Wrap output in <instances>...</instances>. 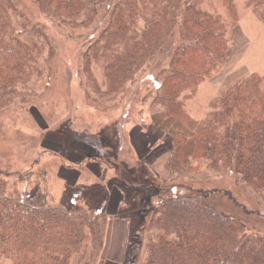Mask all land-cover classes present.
<instances>
[{
	"label": "trees",
	"instance_id": "obj_1",
	"mask_svg": "<svg viewBox=\"0 0 264 264\" xmlns=\"http://www.w3.org/2000/svg\"><path fill=\"white\" fill-rule=\"evenodd\" d=\"M5 1L0 0V84L6 88L12 78L13 88L21 80L23 70H29V58L33 55V49L22 39L23 34L33 35L38 29L26 22L23 31L16 35L15 25L4 15ZM104 1L37 0V4L53 7L50 15L58 18L61 12H77L90 3L92 13H97ZM233 2L223 0L234 17ZM174 3L175 0H119L108 10V25L95 37L97 40L87 52L93 53L94 58L106 55L125 37L123 52L117 50L112 54L106 68L115 70L114 78L125 80L129 76L125 73L127 70H140L155 58L180 16L183 46L170 52V66L155 103L167 115L180 118L196 133V140L192 154H188L187 136H174L168 163L171 180L161 186H156L157 177L135 175L137 182L133 185L141 186L136 179L146 176V189L152 190V197L158 199L151 204L153 207L149 200L138 205L127 204L128 213L122 218L130 219L135 233L128 252L133 260L129 259L127 264L137 262L136 252L141 250L145 230L152 237L144 264H264V234L249 225V218L227 214L218 208L213 194L220 191L213 187L212 175L220 173L229 183L235 184L236 180L238 185L250 190L262 210L253 222L264 223V79L252 74L232 85L221 95L220 113L208 121L188 116L178 97L185 91L195 93L200 83L212 78L224 66L228 52L227 28L218 15L203 11L197 1ZM248 4L264 19V0H248ZM172 7L176 11L167 23L166 35L156 38L159 15L163 13L166 17L164 12ZM140 20L145 22L143 29L146 30L141 29L138 35L135 28ZM219 122L222 131L217 126ZM68 133L71 138L67 136L68 142L63 144L42 136L40 147L57 146L49 155L60 161L58 175L71 183L77 176L74 171L81 173L80 166L90 164L91 160L88 154L74 150L77 141L89 135ZM43 154L46 152H39ZM76 157L79 162H72ZM133 163L131 169L136 167L135 159ZM32 167L24 173L9 168L0 170V264H76V261L89 264L88 257L94 261L100 259L112 219L107 213L110 195L106 198L100 190L96 191L95 185H73L63 201L53 203L40 186L32 188L41 180L34 178ZM182 172L187 175L184 177L187 182L177 186L178 174ZM124 202L129 201L124 198ZM245 215L254 216L248 212Z\"/></svg>",
	"mask_w": 264,
	"mask_h": 264
},
{
	"label": "rangeland",
	"instance_id": "obj_2",
	"mask_svg": "<svg viewBox=\"0 0 264 264\" xmlns=\"http://www.w3.org/2000/svg\"><path fill=\"white\" fill-rule=\"evenodd\" d=\"M6 1L4 15L15 25L16 35L23 31L26 22L35 25L38 31L33 35L23 34L22 37L33 49L29 70H23L21 80L13 88L12 78L6 88L0 84V170L9 168L24 173L37 162L32 167L35 170L33 176L41 180L32 188L40 186L47 192L50 201L60 203L69 187L58 178L60 161L49 155L53 147L57 146L42 148L40 138L49 137L63 144L68 142L69 131L87 133L89 137L77 141L74 150L88 154L91 164L101 163L102 172L100 177H92L89 171L82 168L81 182L95 185L96 191L100 190L106 198L109 194L107 204L114 191L129 201L124 202L123 199L115 217L126 221L129 227L121 223L114 225L110 221L108 232L113 226H119L117 229L125 230L126 234L129 232L130 237L122 246L120 239L123 235L111 231L106 236L100 259L94 261L88 257L86 260H89V264H104V259L106 264H127L129 259L133 260L128 252L130 239L135 238L130 219L122 218L124 213H128L127 204L138 205L149 200L151 206L158 199L152 197V190L146 189V176L142 180L136 179L142 183L141 186L133 185L137 182L134 181L135 175L157 177L156 186H161L164 182L160 174L151 170L149 165L156 161L165 162L172 154L174 136L179 133V128L185 127L190 131L189 140L192 135L196 137V133L180 118L169 113L167 115L166 110L155 103L170 66L169 58L173 51L183 46L180 16L166 44L157 50L155 58L140 70H127L125 73L129 76L120 80L114 78L115 70L106 68L111 63L109 57L112 54L123 52L127 43L125 37L120 38L119 45L106 55L100 54L94 58L93 53H87L90 51L89 46L97 40L95 37L108 25V10L119 0H105L101 6L103 8L97 13H92L90 3L77 12H61L58 18L57 15H50L54 12L53 7L39 5L37 0ZM181 1L183 4L186 0H175V3L181 4ZM193 1L199 2L203 11L218 15L227 28L228 52L224 66L212 78L200 83L195 93L185 91L178 97L188 116L208 121L220 113V98L228 88L252 74L264 79V19L253 11L248 0H233L236 11L234 17L223 0ZM175 11L176 8L172 7L164 12L167 13L166 17L163 13L159 15L156 38L163 37ZM137 25L135 32L140 35L142 30H146L143 29L145 22L140 20ZM217 126L220 127L221 123ZM57 131L61 134H56ZM221 131L218 130V133ZM194 141H189V154L193 152ZM59 149L64 151L62 147ZM43 151L46 154L39 155ZM131 157L136 161L133 170ZM78 159L76 157L72 162L78 163ZM182 173L178 174L177 186L187 182L184 179L187 175ZM212 175L213 187L220 191L213 194L218 208L227 214L249 218V225L264 234V223L253 222L262 211L254 194L238 185L236 180L235 184L229 183L220 173ZM246 212L254 216L246 217ZM145 232V237L141 238V250H136L135 264H144L148 258L146 240H149L150 235ZM76 264L83 263L76 261Z\"/></svg>",
	"mask_w": 264,
	"mask_h": 264
},
{
	"label": "crops",
	"instance_id": "obj_3",
	"mask_svg": "<svg viewBox=\"0 0 264 264\" xmlns=\"http://www.w3.org/2000/svg\"><path fill=\"white\" fill-rule=\"evenodd\" d=\"M179 134H184L186 135L187 137L189 136V133L190 131L185 128V127H181L179 128V131H178ZM193 134V133H192ZM176 136V135H175ZM191 140H196V137L194 135L190 136V140L188 138V145H189V141ZM194 144H195V141H194ZM187 153H188V147H187ZM189 154V153H188ZM171 155H169V157L165 160V162H155L153 165H149L150 166V169L153 170L155 173L157 174H160L161 178H162V181H169L171 180V172H170V169H169V166H168V163H169V158H170ZM157 165V166H156ZM94 166V167H92ZM81 168H83L84 170L86 171H89L91 173V176L92 177H96V175H98L99 177L101 176V172H102V164L101 163H98V164H89L88 162L83 164L81 166ZM75 176H76V179L74 178L73 181L71 183H67V181L63 178L62 175H59L58 178H60V180L66 184L67 186L66 187H70V186H77V185H84V184H87L88 182L86 183H83L81 182V173H79L78 170H75ZM158 176V175H157ZM88 179V178H87ZM73 186V187H74ZM116 192V193H115ZM115 193V194H114ZM111 198H110V201H109V204H107V213L108 215L114 219L112 220L111 219V222H113V224H117V223H121L122 225L125 224L127 227H129V224L126 222V221H123V220H117L115 217L117 216L119 210H120V207H121V203L123 202V195L122 194H119L118 191H114L113 193H111ZM117 227L119 226H113V228L110 230V232H108V234L111 233H116V235H123L122 238L120 239V244L122 246H124L126 244V239H127V242H128V239L130 237V233L128 232L126 234V231L123 230V231H120V228L117 229ZM152 237V235H150V238ZM149 238V239H150ZM147 241H149L148 239L146 240V247L148 245ZM117 245L118 244V240H117ZM107 247V246H106ZM106 259H104V264H106ZM146 262V260H144Z\"/></svg>",
	"mask_w": 264,
	"mask_h": 264
}]
</instances>
